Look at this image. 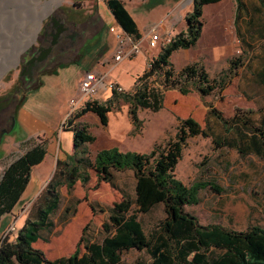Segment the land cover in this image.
Returning a JSON list of instances; mask_svg holds the SVG:
<instances>
[{"label": "rangeland", "instance_id": "374dc122", "mask_svg": "<svg viewBox=\"0 0 264 264\" xmlns=\"http://www.w3.org/2000/svg\"><path fill=\"white\" fill-rule=\"evenodd\" d=\"M46 1L0 0V96L3 98L0 101V107H3L0 108V179L7 165L33 143L40 141V138L46 139L47 148L52 153L48 152L45 161L32 169L31 180L22 194L21 201L3 220L0 238L6 234H9L11 239L16 236L17 231L11 229L12 224L19 229L38 195L51 179L56 169L55 155L58 153L62 158L66 155L62 153L63 148L59 140V133L70 127L69 123L61 124L68 110L67 106L64 110L63 105L66 103V92L75 93L74 83L78 75L69 69H63L58 75V78L66 79L70 85L69 92V89L63 90V86L56 82L57 76L47 73L58 68L59 63L73 60L80 53L86 52V47L98 39L100 30L107 31L112 24V14L105 1L82 3L79 0H57L58 4L52 7L51 12L46 14L41 22L35 40L23 47L36 26V12L43 9L42 4ZM176 1L123 0L125 6L141 18L147 28L160 24L158 19L168 9L169 4L175 6L167 15L168 21L174 22L171 38L186 28L189 4L194 0H180L178 3ZM231 5L232 0H223L204 6V26L198 43L189 48V56L185 49H180L173 53L171 59L176 67L185 62L202 59L209 73L219 76L228 68V60L241 58V61H237L239 64L236 66V73L232 74L224 90H216L205 96L193 91L185 96L178 95L177 99L171 91L164 99V107L158 111L146 108L138 110L141 122L138 126H134L129 115V121L123 119L119 124H114L112 116L115 109L110 115L111 122L107 127L96 121L99 117L94 112L84 117V123L88 125L90 132L97 136L95 141L87 145L88 157L93 159L99 149L113 146L121 151L150 152L156 142H164L175 136L178 118H196L201 127L211 135L198 134L188 138L175 173L176 177L187 185L198 181L206 182L207 186L198 192L199 203L187 205L185 209L196 214L201 224L214 223L232 230H243L254 225L264 226V151L256 153L249 148L250 127L258 126L264 129V86L254 84L249 60L251 57L248 54H239L237 51L218 53L223 44L235 42V34L229 30V25L227 26L232 11ZM56 15H59V18ZM51 17L70 23L76 37L65 53L58 56V63H52V60L47 58L43 62V70L37 73L36 66L27 65V59L35 47L49 46V43L40 46V38L44 25L48 24L50 27ZM150 31L152 33L151 28ZM158 31H163L160 25ZM164 43L162 40L152 50L160 52ZM142 45L145 46V43ZM94 49L90 51L93 52ZM17 53L19 58L15 62ZM87 56L89 55L86 52L82 59L87 61ZM101 63L109 64L106 69L110 72L119 71L118 64L110 63V57L103 58ZM22 65L28 67L23 75ZM129 65L140 68L141 64L134 61ZM27 74L34 75L29 83L26 82ZM42 78L46 80V84L37 86ZM129 78L128 74H123L122 80L127 86L130 84ZM175 99L176 102L181 101L179 106L172 104ZM17 103L21 104L19 110L24 107L34 113L42 122L56 129L55 132H28L18 121L10 131ZM119 103L116 108L120 112L128 107V103ZM210 105L215 106L217 111L229 120L230 130L209 111ZM246 120L248 123H244ZM129 122L133 124L128 128ZM238 123H243L240 130L234 128ZM213 136L220 141L219 144L213 140ZM87 173L89 180L86 184L78 179L72 189H68L66 184L58 189L60 205L51 216L52 227L43 230L41 237L34 244L44 250L47 258L70 255L77 246L84 252L86 240L103 239L106 232L102 224L108 220L113 202L120 200L124 192L134 197L136 179L132 169L115 170V184L102 180L94 168H89ZM136 207L134 203L133 210ZM164 208V204L160 203L149 212L138 214L147 233L165 218ZM80 238L83 239L78 244ZM151 257L144 249H127L122 251L121 256L129 264H152Z\"/></svg>", "mask_w": 264, "mask_h": 264}, {"label": "trees", "instance_id": "16d2710c", "mask_svg": "<svg viewBox=\"0 0 264 264\" xmlns=\"http://www.w3.org/2000/svg\"><path fill=\"white\" fill-rule=\"evenodd\" d=\"M104 1L120 27L139 40L141 33L138 24L125 4L121 0ZM217 1L194 0L193 8L186 16V28L161 47L130 89L120 92L113 90L105 103L89 101L75 114L69 122L70 127L66 128L74 132V153H66L64 158L56 159V169L51 179L38 195L16 236L11 239L6 234L0 238V264H129L121 258L122 251L127 249L146 250L152 256V264H264V226L232 230L221 224L205 225L200 223L196 214L185 209L187 205L199 203L198 192L207 186L206 182L198 181L187 185L175 173L188 138L198 134L211 135L196 118H178L175 136L164 142H156L150 152L121 151L113 146L99 149L93 159L88 157L87 145L96 139V135L90 132L84 121L78 120L91 111L99 116L101 124L106 125L108 112L118 107L122 100L130 105L128 110L132 121L134 126H138L141 124L138 110L146 108L155 112L163 108L165 93L171 89H178L184 94L198 91L201 96L224 90L232 74L236 73L237 61H241V58H231L230 66L219 76H212L199 61L181 68H176L171 61L176 50L193 47L198 42L203 26V6ZM2 99L0 96V101ZM210 107L209 111L230 130L229 120L215 106ZM14 115L17 118V111ZM245 122L248 123V120ZM242 126L243 123H238L234 128L240 130ZM249 134V148L262 153L264 129L251 126ZM40 139L3 170L0 179V227L5 217L21 201L32 169L47 155V141ZM213 140L220 143L216 136H213ZM89 168H94L102 180L111 184H115V170L132 169L136 179L134 197L124 192L120 200L113 202L109 218L102 224L106 232L103 239L86 240L84 252L77 246L70 255L47 258L44 250L34 243L43 230L52 227L51 216L60 205L58 189L64 184L72 189L78 179L86 184ZM134 203L137 205L135 210L132 208ZM160 203L164 204L166 216L147 233L138 214L149 212Z\"/></svg>", "mask_w": 264, "mask_h": 264}, {"label": "crops", "instance_id": "0c3cea01", "mask_svg": "<svg viewBox=\"0 0 264 264\" xmlns=\"http://www.w3.org/2000/svg\"><path fill=\"white\" fill-rule=\"evenodd\" d=\"M121 1L123 2V0ZM179 1L180 0H177L176 2L178 3ZM217 2H214V3H217ZM204 6H203V10H204ZM231 6H232L231 16L228 17L229 23H227V26L229 25L228 27L229 30L235 34V42L233 41V43H230V44H223L218 49V53L226 54V53H233L237 51L236 53H239V54L242 52H244L245 54H248L251 57V59L249 60H251L250 61L251 71L253 72V77H254L252 80L255 85L264 86V0H232ZM174 7L175 6H171V4H169L168 9L158 19V22L162 24L160 25L163 30L161 32L162 34H165L166 32L171 33V29H172L171 27L173 26L174 22L170 23L168 21L167 15L169 14L168 11L173 10ZM192 8H193V3L189 4L188 12L191 11ZM127 10L134 17V19L136 20V23L138 24L137 27L141 33V38L139 40H141L142 51L138 55L133 56L131 58L124 59L121 62H118V63L113 62L112 57L115 53L117 42L119 41V35L122 32H124V30L120 27L119 22H117L114 16L112 15L111 22L112 24L117 25L116 29L114 31H111L110 29H108L107 31H102L101 29L99 32L100 36L98 34V37H97L98 39L95 40V42L92 45H89L88 47L85 46L87 50L86 52L89 55L87 56L88 58L87 61L82 59V56L86 54V52L83 51L84 53H80V55L75 57L73 60L62 62L61 63L62 65L59 64L58 68L54 69L52 72L47 73L48 75L57 76L56 82L61 84L63 86V90L65 91H68V89L70 88V85L68 84V82H66V79L62 80L58 78V75H60L61 72H63V69L64 70L69 69L70 72L74 71L78 75L74 83L75 93L69 94L68 92H66V98H65L66 103L63 105L64 110H66V106H68V100L73 95L76 94L80 78L84 72L86 71H94V72L108 71L106 69V66L109 64L104 65L103 63H101V60L103 58L110 57V63L118 64L119 71L110 72L109 79L118 81L120 84L124 86L125 89L128 90L130 87H132L137 76L142 74L145 71L150 59L158 55L159 52L157 50H152V47L147 44L148 38L151 35V31H150L151 27L147 28L146 25H143L144 22H142V19L138 18L133 12H131L128 9V7H127ZM203 10H202V19H203ZM112 24L109 25V28ZM203 26H204V21H203ZM143 42L145 43V46L142 45ZM92 48H95L93 52L92 50L90 51V49ZM180 49H185V48H179L178 50ZM188 50L189 48L185 49L187 55L189 54ZM230 60H228V64H227L228 67L230 66ZM134 61L135 62L137 61L139 64H141L140 68L136 67L135 65H129L130 62H134ZM195 61H199L201 62V64L204 65V63L202 62V59H195L191 62H195ZM191 62H185L180 67H176V65L173 62L172 63L174 64L176 68H181L182 66L188 63H191ZM80 68H83V69H80ZM123 74H128L130 77L129 78L130 84L128 86L124 84V81L122 80ZM45 84H46V80H43L42 78L39 85L44 86ZM171 91L176 99L178 95H184V96L187 95V94L181 93V91H179L178 89H171L166 92L165 97ZM69 92H70V89H69ZM112 94L113 92L109 90H102L100 91V94H99L100 96L98 97V99L101 102L105 103L112 96ZM176 99L174 100L172 104L174 106H179L181 101L176 102ZM124 103H127V102H124ZM129 107L130 105L128 104V107H126V109H123L121 112L116 107L110 110L108 112V123L106 125L101 124L100 118L96 119V121L100 122V125L107 127L109 123L111 122L110 115L114 113L113 111L114 109L116 110L112 116L114 124H119V122H121L123 119H127V121H129L128 120L130 119L129 116H131L128 110ZM18 111H19L17 112V116L19 119L18 122L21 124L22 128L25 129L26 131L34 132V133L40 132V131L47 132V133L50 132V134L55 132L56 129L51 128L50 125L42 122V120L38 119L34 115V113L26 110L24 107ZM88 113H91V111L87 112L86 114H83L78 120L84 121V117L88 115ZM131 122L127 124L128 128L132 126L133 123ZM59 137H60L59 140H61V144L63 148L62 153H65V154L74 153V147H73L74 132L72 130L64 129L61 131V133H59ZM96 139H97V136H96ZM48 152H50V150H48ZM55 157H56L55 159H57L58 157H62V156L57 153ZM44 161H45V157L43 161L39 163L38 165H41ZM30 180H31V177H30ZM23 222L21 223L19 228L22 226ZM50 259H54V258H50Z\"/></svg>", "mask_w": 264, "mask_h": 264}, {"label": "built area", "instance_id": "2783aa9c", "mask_svg": "<svg viewBox=\"0 0 264 264\" xmlns=\"http://www.w3.org/2000/svg\"><path fill=\"white\" fill-rule=\"evenodd\" d=\"M82 3L94 1V0H79ZM104 1V0H98ZM162 24H155L151 26L152 33L147 41V44L152 48L159 45V42L164 40V42H168L171 40L170 32H166L162 34L158 31V26ZM117 25L112 24L110 26V30L114 31ZM156 32V33H153ZM164 43V44H165ZM142 51L141 40H136L132 37V35L128 34L125 30L119 35V41L117 42L115 53L112 57L114 63L121 62L124 59L131 58L133 56L138 55ZM110 71L104 72H94V71H86L82 74L78 89L76 94L73 95L68 100V110L66 116L61 123L62 125L68 124L75 114L82 108L87 105V102L99 100L100 91L109 90L113 92V90H117L118 92L124 91L125 88L122 84H120L116 80L109 79ZM100 101V100H99ZM70 124V123H69ZM12 230L18 231L15 224L11 226Z\"/></svg>", "mask_w": 264, "mask_h": 264}, {"label": "flooded vegetation", "instance_id": "af4514ba", "mask_svg": "<svg viewBox=\"0 0 264 264\" xmlns=\"http://www.w3.org/2000/svg\"><path fill=\"white\" fill-rule=\"evenodd\" d=\"M57 18H59V15H56ZM56 17H51L49 25H44L42 38H40V46L48 44V47H40V48H34V51L32 52V55L29 56L28 63L29 66H36V72L39 73L41 70H43L44 64L43 62L47 59H51L52 63H58V56L60 54L65 53V51L68 49L70 44H72V40L76 37V32L71 30L70 23L60 21V19H57ZM50 47H53L50 51ZM46 55V56H45ZM33 56V58H31ZM45 56V57H44ZM44 57V58H43ZM43 59V60H42ZM41 60V61H40ZM57 61V62H56ZM61 64V63H59ZM27 65H22V74L23 75L27 70ZM34 78V75L27 74L26 76V82L29 83ZM39 85V84H38ZM37 85V86H38ZM24 99V97H23ZM22 103V102H21ZM20 104V103H19ZM18 103L15 105V111L18 112L19 109L17 108ZM7 107V106H6ZM21 107V106H20ZM15 115L13 114V121H14ZM12 121V122H13ZM18 121V118H16L15 124ZM12 122L10 125V131L13 130L14 126L12 127Z\"/></svg>", "mask_w": 264, "mask_h": 264}, {"label": "bare ground", "instance_id": "6f19581e", "mask_svg": "<svg viewBox=\"0 0 264 264\" xmlns=\"http://www.w3.org/2000/svg\"><path fill=\"white\" fill-rule=\"evenodd\" d=\"M59 1L57 0H47L44 4H42V10H37V22H36V26L34 27V29L32 30V32L30 33L29 36V40L25 43V46H27L29 43H31L36 35V32L38 31L39 27L41 26V22L43 21L44 17L46 14H49L51 12V9L53 6H55V4H58ZM36 38V37H35ZM19 58V53H17L15 55V62L18 60Z\"/></svg>", "mask_w": 264, "mask_h": 264}, {"label": "water", "instance_id": "95a60500", "mask_svg": "<svg viewBox=\"0 0 264 264\" xmlns=\"http://www.w3.org/2000/svg\"><path fill=\"white\" fill-rule=\"evenodd\" d=\"M34 40H35V38L33 39V41H34ZM49 49H50V51H51V49H53V47H50ZM45 56H46V55H45ZM45 56H44V57H45ZM44 57H43V58H44ZM31 58H33V56H32ZM42 60H43V59H42ZM40 61H41V60H40ZM21 74H22V71H21ZM15 121H16V118H14V121L12 122V127L14 126ZM2 136H3V133L1 134V137H2Z\"/></svg>", "mask_w": 264, "mask_h": 264}]
</instances>
